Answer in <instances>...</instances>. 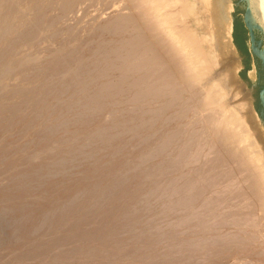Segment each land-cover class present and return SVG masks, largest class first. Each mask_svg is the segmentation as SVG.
<instances>
[{
    "label": "bare ground",
    "instance_id": "6f19581e",
    "mask_svg": "<svg viewBox=\"0 0 264 264\" xmlns=\"http://www.w3.org/2000/svg\"><path fill=\"white\" fill-rule=\"evenodd\" d=\"M83 1L106 0H0V120L4 118L6 125L17 130L18 141L28 130L41 137L39 146L25 156L33 162L48 160V166L60 165L57 173L63 175L57 187L83 175L91 159L84 176L92 182L83 191L89 189L86 198L94 205L111 204L120 198L122 187L128 188L134 181L132 185L139 181L148 187L143 194L132 192L128 199L122 195L121 200L127 202L120 205L115 218L125 234L122 241L109 242L116 238L108 227L113 220L97 228L98 217L86 216L84 206L75 203L78 193L68 204L45 207L38 220L40 226L52 223L53 229L67 223L68 229H62H66L63 240L50 243L56 236L49 231L34 245L40 246L45 256L57 249L61 259L50 255L55 264H203L207 258L232 249L251 250L264 257V128L251 106L249 90L237 75L241 63L231 34V0H120L126 2L127 12L106 16L97 26L92 13V22L77 28L74 11ZM245 1L250 19L264 34V0ZM52 5L56 12L50 10ZM204 27L207 35L201 30ZM94 28L100 33L98 40L89 38ZM32 30L39 35L38 43L52 45L53 39L60 38L55 47L46 48L48 65L39 57L17 56L21 54L16 52L17 46L32 44L29 41L34 34L28 36ZM106 34L108 41H103ZM59 58L64 60L62 70ZM30 72L38 73L34 78L41 73L47 78L42 77L39 83L40 77L34 79ZM248 76L254 77L253 69ZM29 84H34L31 97L13 102ZM50 86L55 87L52 99L39 98ZM29 105L34 106L29 112L31 119L19 118ZM124 105L128 109H123ZM9 107V114L3 116ZM192 110L197 118L189 124L186 118ZM160 119L163 127L180 123L165 141L150 148L145 145L147 135ZM159 131L164 130L154 132ZM73 139L76 141L70 145ZM126 146L130 147L120 155ZM130 148L137 150L133 165L124 161ZM92 151L101 155H88ZM117 155L125 158L117 166L107 160ZM65 157L71 158L69 169H61ZM103 165L113 166L103 170ZM48 166L31 165L29 174L21 171L17 178L35 176ZM77 187L76 183L71 190ZM0 199L4 201L5 196ZM72 203L78 209L65 211ZM1 211L7 214L13 209L8 205ZM19 213L28 218L32 215L24 208ZM32 220L35 224L34 216ZM78 225H85L89 233L76 239ZM27 255L23 249V256Z\"/></svg>",
    "mask_w": 264,
    "mask_h": 264
},
{
    "label": "rangeland",
    "instance_id": "374dc122",
    "mask_svg": "<svg viewBox=\"0 0 264 264\" xmlns=\"http://www.w3.org/2000/svg\"><path fill=\"white\" fill-rule=\"evenodd\" d=\"M236 1H238V0H231V3H232V11H231V14H232V16H235V20H238L239 23L242 24L241 15H242V11H243L245 5L243 3H240L238 6H236L234 8L233 6L235 5ZM50 2L51 1H49V3ZM86 2H87V4H85ZM96 3H98L100 5H98ZM90 4H91V6H90ZM80 5L75 9V11H74L75 12V16H73V18L75 19V21L78 22L77 23V28H81L85 24L84 22L91 23L92 21L90 19V16L92 15V13H93V15L95 14L94 16L97 17L96 20H95V24H94L95 26H97V24L100 22V20H102L106 16L108 17V16H111V15H114L115 12H118V11L119 12H122V11L127 12L126 11V8H127L126 2L125 1H120V0H106V1H98V2L97 1L96 2L95 1H92V2L91 1H83ZM82 5H84V6L87 7V11L88 12L86 10H83L82 9V7H83ZM95 6L97 8H94ZM52 7H51L50 10L54 9L55 10L54 12H56L58 10L55 7V5H52ZM79 7H81V8H79ZM77 9H78V13H76ZM82 10L86 13L85 15L82 12ZM50 13H53V12L50 11L49 12V15H50ZM69 16L67 18H69ZM43 27H44V25H43ZM205 29L206 28L204 27L201 30L204 31ZM93 30H94L93 35L90 36L89 38L92 37V39L98 40V37L100 36V33H99V31L96 30V28H94ZM34 32H35V30L30 31L28 33V36L33 35ZM87 32L88 33H91L89 31H87ZM206 32L207 31L205 30L203 32V34H205ZM233 32H234V26H233ZM231 34H233L232 31H231ZM86 35H87V33H86ZM205 35H207V33ZM105 36H106L104 38L105 40H103V41H108L107 38L109 37V35L106 34ZM259 37L262 38V40L264 41L263 35L262 36L259 35ZM39 39H40L39 38V35H36L35 36V34H34V36H32V39L29 41V43H32V44H28V45L23 46V47H20V48H19V46H17L16 52H18L19 50L21 52V54H18L17 56L20 57V56L24 55L25 56V57H23L24 59H28V58H32V57H39L38 59H40L43 64L48 65L47 64L48 62L45 61V59H44L46 57V56L44 57V55L46 53V48H49L50 49L51 48L50 46L55 47L57 45V43L59 42L60 38L57 37L56 39H53V41H52L53 44L52 45H49L50 42H48V41H43L42 43H38V40ZM109 40H111V38H109ZM0 43H1L0 48L2 49V43L3 42H0ZM244 45L246 47L247 54H245L244 52H242L241 49L239 50L238 47H237L238 52H239V56H240V63H241V67L237 71V75H238V77L241 80H243V82H246L247 77H249L248 76V72L253 69V71H254V77L252 79L249 77L250 80H249V83L246 85V88L249 90L250 97H251V106H253V108H254V105H255L256 100H257V93H258L259 87L262 86V85H264V72L259 71L258 70V67H255L256 65H254L255 58L250 53L248 39H246L244 41ZM25 47H27V48H25ZM1 49H0V52H1ZM61 59L60 58L57 59L59 61V64H62V67H61L60 70H62L63 69V66H64V64H63L64 63V60H61ZM35 63L37 64V62H35ZM216 67H217V69L215 68V70H219L218 68H220V67L219 66H216ZM26 68H27V66H26ZM42 73L45 74L46 71L43 70ZM34 74L30 72V76H32L33 78H34V76L38 75V73H34ZM41 74L39 76L40 78L38 77L39 79L38 78H34V79H38L39 83L42 82V79H46L47 78L46 75L44 76V74H42L43 76H41ZM42 77H44V78H42ZM30 79H32V78H30ZM37 83L38 82H36V84ZM34 84H32V85L31 84L24 85V88L25 89H22V90L25 91V92H22L19 95L17 94L14 97L15 99H14L13 102L17 103L20 100H23L25 98H29V96L31 97V93H30L31 91H30V89L32 87H34ZM54 90H55V87L53 88V87L50 86V88L46 89V91L44 93H41L40 94L39 98H41V99L43 98V99H45V101L46 100L47 101L50 100L51 96L53 95V92L52 91H54ZM33 94H32V96H33ZM43 94H45V95L42 96ZM229 97H230V95H229ZM227 98H228V96H227ZM28 107L30 109H24L23 111H20L21 114H20V117L19 118H24L26 116L25 118L28 121L31 119V116L29 115V112H30V110L32 108L34 109V106L32 107L31 105H29ZM122 108L123 109H125V108L128 109V106L127 105H124V106H122ZM10 109H11V107L7 108V110L4 112L3 116H7L9 114V110ZM196 118H197V113L192 110L191 113L187 116L186 120H187V122H189V124H191V123H193L196 120ZM3 119L4 118H2V120H0V126H1L0 127V132L5 131V132H2V134H1V137H2L1 140H3L2 144L4 145V148H3V152L0 151V170H1L0 171V193H1L0 195L2 197L4 195L5 196V199L10 198V202H4L5 199H4V201L2 199H0L1 200V202H0V249H1L0 250V264H12V262H14V261L15 262L18 261L17 264H55V262L52 261L54 258L57 257L56 259H58V258L61 259L60 258V253L57 252V249L52 248L51 249L52 251H50L51 253H48L46 255L47 256L46 257L45 255H43L42 251L39 249L41 247L40 246H37V245H34V244L36 242L35 240H37L38 237H43V238L46 237L45 233L46 232H49V231L51 232L50 234H52V235L55 234V236H56L54 239H52V240L49 241L50 243L51 242H56V241H59V240L61 241V239L64 238V237H62V234H64L65 233L64 231L66 230V229L65 230H62V229H64V228H67L68 229L67 223H64V225H62L61 228L53 229V228H50V226H52V223H50V222L47 221L46 222V225L47 226L45 224L41 225V226H44V228H43V227L40 226V224H38V220H39V218H42V211H44L45 207L46 208L47 207H51L52 209H54V207L57 208L59 205H62L64 203L65 204H68V203L72 202L73 198L78 193H81V194L79 195L78 201L75 202V203L77 205L78 204H82L84 206V208L86 207L85 209L83 208V213H85L86 216H88V217L96 216V218L98 217V220H100V221H99V223L97 225V228H101L103 226L101 224H103L104 221L106 222L110 218L113 220V222L110 223V225L108 227H109L111 233H113L116 238L113 239V240L110 239L109 242L120 241V240L122 241L123 240L122 238H125V236H124L125 234L123 235L122 230L119 229V225H118L119 223H116L115 222V218L117 217V214H118L119 210L121 209L120 208V205H124L127 202L126 199L123 200V201L121 200L122 195L124 194V197H126L128 199L129 197H131L132 192H133L134 195H136L137 193H138V195L139 194H143L145 192L144 190L148 187V185H146V183H144V182H141L140 183L138 181V184L137 185L134 184L135 185L134 186V185H132L135 182L134 181V182H132L128 186V188L125 187L126 185L124 186V188L122 187L121 191H119V195H120V198H118L119 200L118 199H115V201L112 202L111 204H106V205H104L102 207H99L97 205H94L93 204L94 203L93 201L91 202V201L88 200L89 198L88 199L86 198V197H88V193L87 192H89L88 191L89 189H86L85 191H83L84 186H85V188H88L87 186H89L90 183L92 182V180H90L88 177L85 178V176H84L85 173L87 174L89 172V170H86V169H88L90 167L91 159H89L90 162H88V164H86V161H84L85 164H86L85 170L83 168H81V170L83 169V175H79V174L75 175L74 174L76 177L73 176L70 179V182L69 183L67 182L64 185H60V186L57 187L55 184L59 185V183H61V177L63 175L62 173H57V169L60 168L59 167L60 165H58L56 167L53 166V165L48 166L49 165V163H47L48 160L47 161L40 160V159L37 160L38 159L37 158L33 162V161H31L32 159H29V158H27L25 156L28 153H32V149H34L35 146H39V145H37V144H39L38 138L41 139V137L40 136H37L36 134H34L35 132L28 130V133L26 135H24V137H22L18 141L19 134H18L17 130L15 131L11 127H9L11 124L6 125V122ZM160 121H162V120L160 119V120H158L156 122V125L153 126V130L155 131L156 129L161 128L164 131H159L158 133L157 132L155 133L153 131L151 134L147 135V136H149V139L150 140L147 139V143L145 145H149L150 148H151V146H153L156 143L157 144L158 143L161 144L162 139H163V141H165L167 139V137H168V133L172 129L176 128V126L179 125V123H180V122L178 123L177 121L174 122V123H170L169 125H166L167 127L169 126L166 129V126L165 127L160 126V124H161ZM158 125H159V127H158ZM160 132H162V133H160ZM165 132H167V133H165ZM45 134H47V133H45ZM48 135H49V133H48ZM53 135H51V136H53ZM78 135H79V133H76L75 134V136H78ZM56 136H57V134H56ZM65 138H66V136H65ZM11 139H13V140H11ZM32 139H34V140H32ZM74 141H76V139H73L72 141H70L69 144L72 145L74 143ZM25 142H29V143L26 144ZM24 143H25V146H24ZM17 146L18 147L20 146V148H23V151L22 152L21 151L19 152L18 149L16 148ZM140 146H144V144L143 145L140 144ZM127 147H130V146L123 147V149L120 150L119 154L122 155L123 150L125 148H127ZM147 147H144V148H147ZM15 150H16V152H15ZM133 150L134 149H131L130 148L128 153H124V155H125L124 157L126 159L125 158L119 159L118 158V155L119 154H118L117 156H115L113 158L107 157V160L112 161L117 166L119 163L122 162V160L125 159L124 161H128L127 163L129 165H133L135 163V158H133V156H135V154L137 153V150L134 151V152H133ZM91 153H93V155H95L96 158H98L101 155L97 151H92L88 155H91ZM22 157H24V158H22ZM65 158H66V160H65V162H63L64 164L62 163L63 166H62L61 169H64V167H66V168L69 169L70 168L69 165L72 164L70 162V159H71L70 157H65ZM160 159H161V157L159 158V160ZM66 161L68 162V164H67ZM42 163L44 165H47L48 168L46 169V168H43L42 167L43 169H39L40 171L37 172L35 176L24 175L25 176L24 177V176L21 175L20 178H17V173H19V172L22 171L21 173L27 172L29 174L30 172L28 171L27 167L29 168L31 165H37V164L40 165ZM123 164H126V163H123ZM113 165H111V166H113ZM111 166L110 165H107L106 167L105 166L102 167V169L105 170V169H107V168H109ZM55 168H56V170H55ZM25 169H27V170H25ZM78 171L80 172V170H78ZM47 172H50V173L47 174ZM12 174H14V176ZM38 175H39V177H38ZM56 176H58V177H56ZM163 178H167V175L164 176ZM17 179H19V180H17ZM28 180H29L30 183L28 182ZM40 182H42V183H40ZM87 182H89V183H87ZM151 182L152 181H149L148 183L152 184ZM36 183L39 184V185H37ZM76 183H77V186H78L76 189H78V190H76V189L71 190L72 189L71 187L74 186V184H76ZM52 186H55V187H52ZM140 186H142V187H140ZM35 188H37V189H35ZM19 190H21V192ZM35 191L36 192L38 191V192L36 193ZM52 191L54 192V196H51V195H53ZM67 194L68 195L70 194V195L68 196ZM71 196H72V198H71ZM124 197H123V199H124ZM55 199H56V201H55ZM66 200H68L69 202L66 201ZM62 201H65V202H62ZM111 201H113V199ZM48 202H51V205L50 206H46V205H49L50 204ZM75 203H72V205H70L69 208L66 209L65 211L72 212V211H74L73 209H78L77 206L76 207L74 206ZM8 205L10 207H12L13 212H8L7 214H5V213L3 214L2 211H1L2 207L3 206H8ZM55 205H57V206H55ZM23 208L27 211V213L32 214L31 215V218H28L29 216L25 217V216L20 215L19 210H21ZM35 212H37V215L35 214ZM80 212L82 213V210H80L78 214H81ZM96 213H98V214H96ZM119 214H122V212H120ZM33 216H34V219L36 220L35 221L36 222L35 224L37 225L36 227L40 226L39 229H37L35 227V224L33 223V220H32L33 219ZM14 220H16V221L14 222ZM74 220H75V217H71V220L70 221L73 224L76 223ZM9 223H11L12 225L9 224ZM18 227H21L22 230H23V232L21 231V228H19L20 229L19 230ZM46 227H49L50 230L47 229ZM15 228H16V230H14ZM33 228L36 229L35 232H34V229ZM56 230H57V232H56ZM74 230L78 232L77 235H76V239L82 238L84 235H86V233H89V231L88 232L86 231L85 225L84 226L83 225H78V226H76V228ZM97 232L99 233V230H97ZM98 233H96V235ZM261 233H263V235H264V227H263V229H261ZM21 235H22V237H21ZM91 235L93 236V235H95V233H93ZM43 238H41L40 242H43V240H44ZM71 239L72 238H69L68 240H71ZM15 240H18V241H15ZM6 244H8V245H6ZM24 244L26 246H24ZM262 245L264 246V243ZM34 247H36L37 249H34ZM112 248H114V247H111V250H112ZM23 249H27V252H28L27 257H24L23 256ZM111 250H109L107 252H111ZM241 251H244V250H242V249H236V250L235 249H232L231 251H225L224 253H221L220 255L217 254V255H214V256H211V257L207 258V261L203 262V264H264V257H262V256H256L253 252H251V250H248V251L246 250L244 252H241ZM12 254H13V257L11 256ZM120 254H122V253H120ZM252 254H253V256H252ZM50 255H52L54 258L53 257H50ZM2 259H3V261H2ZM62 259H64V258L62 257ZM250 261H252V262H250ZM75 262H76V260H73V263H75Z\"/></svg>",
    "mask_w": 264,
    "mask_h": 264
},
{
    "label": "water",
    "instance_id": "95a60500",
    "mask_svg": "<svg viewBox=\"0 0 264 264\" xmlns=\"http://www.w3.org/2000/svg\"><path fill=\"white\" fill-rule=\"evenodd\" d=\"M240 3H243L245 5L241 15V21L244 29L247 32L250 53L255 58L254 65H256L255 67H258L259 71L264 72V41L262 40V38L259 37V35L261 36L263 35L264 38V34L262 32L261 27L257 23L252 22V20L250 19L249 9L245 0L236 1L233 7L235 8ZM234 22H235V16H233L232 18V31H233ZM235 47L237 49L236 45ZM249 80H250L249 77H247L246 82H243L245 86L249 83ZM253 110L257 115L258 119L260 120L262 127L264 128V85L259 87L257 93V100Z\"/></svg>",
    "mask_w": 264,
    "mask_h": 264
},
{
    "label": "trees",
    "instance_id": "16d2710c",
    "mask_svg": "<svg viewBox=\"0 0 264 264\" xmlns=\"http://www.w3.org/2000/svg\"><path fill=\"white\" fill-rule=\"evenodd\" d=\"M233 26H234V32L232 34L233 42L239 49L242 50V52L247 54L246 47L244 45V40H245L244 34L246 33V30L244 29L243 25L239 23L238 20H235Z\"/></svg>",
    "mask_w": 264,
    "mask_h": 264
},
{
    "label": "flooded vegetation",
    "instance_id": "af4514ba",
    "mask_svg": "<svg viewBox=\"0 0 264 264\" xmlns=\"http://www.w3.org/2000/svg\"><path fill=\"white\" fill-rule=\"evenodd\" d=\"M244 37H245V40L248 39V37H247V32L244 34ZM245 40H244V41H245ZM238 49H239V48H238ZM239 50H240V49H239Z\"/></svg>",
    "mask_w": 264,
    "mask_h": 264
}]
</instances>
